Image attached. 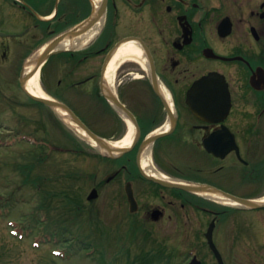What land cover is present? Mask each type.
I'll use <instances>...</instances> for the list:
<instances>
[{
  "label": "flooded vegetation",
  "instance_id": "af4514ba",
  "mask_svg": "<svg viewBox=\"0 0 264 264\" xmlns=\"http://www.w3.org/2000/svg\"><path fill=\"white\" fill-rule=\"evenodd\" d=\"M93 29L90 40L75 46ZM70 31L76 32L70 46L62 48L60 37ZM130 43L138 49L126 51L111 82L110 62ZM44 54L45 97L69 106L104 138L90 123L103 125L101 109L120 136L123 119L133 125V146L114 158V177L98 189L114 182L133 224L172 228L167 249L158 246L149 259L264 264V0H0V107L18 112L12 104L23 102L51 109L26 87L34 70L25 67ZM147 144L154 173L257 202L226 203L148 178Z\"/></svg>",
  "mask_w": 264,
  "mask_h": 264
},
{
  "label": "rangeland",
  "instance_id": "374dc122",
  "mask_svg": "<svg viewBox=\"0 0 264 264\" xmlns=\"http://www.w3.org/2000/svg\"><path fill=\"white\" fill-rule=\"evenodd\" d=\"M12 106L18 112L0 107V264H144L150 251L167 249L172 228L126 219L128 207L116 200L114 182L103 184L93 202L87 199L118 162L97 155L102 150L51 109L23 102ZM97 112L103 125L90 123L106 139L127 133L124 119L120 136L107 111Z\"/></svg>",
  "mask_w": 264,
  "mask_h": 264
},
{
  "label": "bare ground",
  "instance_id": "6f19581e",
  "mask_svg": "<svg viewBox=\"0 0 264 264\" xmlns=\"http://www.w3.org/2000/svg\"><path fill=\"white\" fill-rule=\"evenodd\" d=\"M99 1V0H98ZM94 29L93 30H90L88 33L86 34H83L81 36H79L76 41H78L75 46H82L83 44H85L88 40H90L94 34ZM70 46V41L69 40H65L62 42V48H68ZM132 49V48H137V46L134 44V43H130V44H127V45H124L122 46L118 52L116 53V55L114 56V58L112 59V61L110 62V65H109V68H108V72H107V75H108V79L112 82L113 79H114V74H115V71H116V68L118 67V65L120 64L122 58L125 56L126 54V51L128 49ZM138 49V48H137ZM33 67V65H30L28 66V70H30L31 68ZM27 89L35 94V95H39V96H44L45 94L43 93L42 89L40 88L39 86V72H37L36 74H34L30 80H28L27 82ZM56 111L57 113L62 116V118L64 119V121L69 124L71 127H73L75 130H77L79 133L83 134L84 136L88 137V141H90L91 144H93L94 146H96V142L89 138V136H87V134L76 124L74 123L73 121H71L69 118H68V114L67 112L60 108V107H57L56 108ZM134 135H135V129L133 127V125L131 123H129V128H128V131L127 133L121 138V139H118V140H108L107 143H108V146L110 148V150L112 151H117L119 149H123V148H126V147H129L131 145V143L133 142V139H134ZM150 151H151V146H147L144 148V151H143V156H142V164H143V167L145 169H147L150 173L153 174V172H151V170H149V161H150ZM155 175H158L162 178H165V179H168L170 177H167L163 174H155ZM203 195H207V196H210L211 198L213 199H218V200H222L226 203H232V204H235L234 201H232L231 199L229 198H226L218 193H202Z\"/></svg>",
  "mask_w": 264,
  "mask_h": 264
},
{
  "label": "water",
  "instance_id": "95a60500",
  "mask_svg": "<svg viewBox=\"0 0 264 264\" xmlns=\"http://www.w3.org/2000/svg\"><path fill=\"white\" fill-rule=\"evenodd\" d=\"M84 28H85L84 24H82L77 29H75L74 31L83 30ZM74 33H76V32H72V31L66 32L60 37V39L61 40L69 39L70 37L73 36ZM55 41L53 43H55ZM53 43H52V45H54ZM47 48H48L47 50H49L51 48V45H48ZM45 57H46L45 54L42 55L40 61L38 62L37 69L43 63ZM30 95L33 98L37 99V100H41V101L45 102L46 104H48L49 106H51V107H53L55 109L57 107H60V108L64 109L67 112V114H68V118L71 121H73L74 123H76L91 139H93L96 142L98 148L103 149V150L104 149L110 150L106 140L104 138H101L98 135H96L88 126H86L82 122V120L75 114V112L72 109H70L66 104H64L62 102H59V101H56V100H53V99L40 97V96H37V95H35L33 93H30ZM112 100L118 106H122V103L118 99L112 98ZM127 149L128 148H123V149H119V150H117L115 152H118V153L119 152H124ZM110 151L113 152L112 150H110ZM153 179H155L156 181H158V182H160V183H162V184H164L166 186L178 187V188L186 189V190H190V191H196L197 192L201 188L200 186H197L195 184H189V183H185V182H182V181H170L168 179H162V178H158V177H153ZM98 194L99 193H98L97 188H94L90 192V194L88 196V199L89 200L95 199V198L98 197ZM128 194L130 195V198H131L132 211H133L134 210L133 209L134 208V200H133V193H132L131 189H128ZM226 196L230 197L233 201H236V202H239V203H242V204L254 205L256 203L255 201L247 200V199H241V198L235 197V196L230 195V194H226ZM211 243H212V246L214 247V249H216L214 244H213V242H211ZM191 264H193V262Z\"/></svg>",
  "mask_w": 264,
  "mask_h": 264
},
{
  "label": "trees",
  "instance_id": "16d2710c",
  "mask_svg": "<svg viewBox=\"0 0 264 264\" xmlns=\"http://www.w3.org/2000/svg\"><path fill=\"white\" fill-rule=\"evenodd\" d=\"M24 181H25V183H26V178L24 179ZM69 194H67L66 196H68ZM67 198H69V201L71 202V200H73L71 197H67ZM79 206H80V204H78ZM79 206H77L75 209H78V207ZM78 211V210H77ZM144 263V262H143ZM144 264H146V263H144ZM147 264H151V263H147Z\"/></svg>",
  "mask_w": 264,
  "mask_h": 264
}]
</instances>
